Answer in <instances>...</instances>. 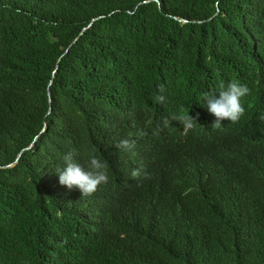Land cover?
<instances>
[{
  "label": "trees",
  "instance_id": "obj_1",
  "mask_svg": "<svg viewBox=\"0 0 264 264\" xmlns=\"http://www.w3.org/2000/svg\"><path fill=\"white\" fill-rule=\"evenodd\" d=\"M73 150L144 163L83 197ZM0 264H264V0H0Z\"/></svg>",
  "mask_w": 264,
  "mask_h": 264
},
{
  "label": "clouds",
  "instance_id": "obj_2",
  "mask_svg": "<svg viewBox=\"0 0 264 264\" xmlns=\"http://www.w3.org/2000/svg\"><path fill=\"white\" fill-rule=\"evenodd\" d=\"M250 93L251 89L246 83L237 81H232L227 86L220 85L216 92L205 93L202 105L216 117L212 127L219 128L223 120L238 122L245 113L243 100ZM166 100L165 88L161 86L154 102L163 104ZM171 121L180 122L184 129H191L197 123L190 112L173 114L169 119H165V127ZM118 147L124 151H131L135 148V143L130 139H123L119 142ZM172 154L179 155L173 150ZM77 157L78 153L75 150L65 153L62 157V166L56 170L59 174L60 184L69 189L78 188L83 193V197L95 194L101 185L108 184L110 175L116 176L125 173L144 163L140 156L130 153L117 154L103 159L94 152H90L84 161ZM145 175L147 174L145 173ZM132 176L138 178L141 176V172L134 170Z\"/></svg>",
  "mask_w": 264,
  "mask_h": 264
},
{
  "label": "water",
  "instance_id": "obj_3",
  "mask_svg": "<svg viewBox=\"0 0 264 264\" xmlns=\"http://www.w3.org/2000/svg\"><path fill=\"white\" fill-rule=\"evenodd\" d=\"M153 1H156V0H153ZM148 2H150V1H148ZM98 19V18H97ZM180 21H182V22H185V23H187V21L186 20H183V19H179ZM95 21V20H94ZM91 26V25H90ZM50 102H51V99H50Z\"/></svg>",
  "mask_w": 264,
  "mask_h": 264
}]
</instances>
